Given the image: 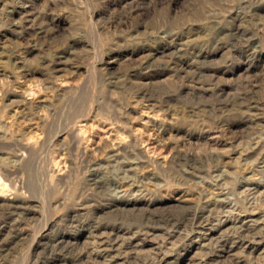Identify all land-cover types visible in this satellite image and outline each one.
Segmentation results:
<instances>
[{
	"label": "rangeland",
	"instance_id": "rangeland-1",
	"mask_svg": "<svg viewBox=\"0 0 264 264\" xmlns=\"http://www.w3.org/2000/svg\"><path fill=\"white\" fill-rule=\"evenodd\" d=\"M70 132L92 163L137 156L134 185L91 206ZM12 139L45 172L31 192L0 168V205L23 207L0 264H34L53 229L81 264H264V0H0V142ZM194 207V223L157 219ZM71 210L84 215L60 227Z\"/></svg>",
	"mask_w": 264,
	"mask_h": 264
},
{
	"label": "bare ground",
	"instance_id": "bare-ground-1",
	"mask_svg": "<svg viewBox=\"0 0 264 264\" xmlns=\"http://www.w3.org/2000/svg\"><path fill=\"white\" fill-rule=\"evenodd\" d=\"M109 112H110V110H109ZM114 112L115 111H113V113ZM60 115H61V113H60ZM63 116L65 117L66 115H63ZM63 116H62V118H63ZM60 118H61V116H60ZM52 121H51V123H52ZM63 121H64V119H63ZM53 123H54V121H53ZM51 125H53V124H51ZM45 126H46V124H45ZM56 126L58 127V125H56ZM68 127H71V126H68ZM51 134H53V133H51ZM68 137H69V139H68L66 146H65V148L67 149V152L70 153V155H71L73 151L74 152L76 151L77 152L76 158H78L77 163H79L80 166H83L86 171H89L88 181L85 180L86 184L83 186V192L81 194L85 193L83 196L85 198H87L86 200H92L93 201L91 203V206L96 207V206L103 204L102 202H100V200L93 198V196H96V194H98V193L99 194L100 193H107L110 195H114L116 192H118L120 190L119 189L120 187L126 185V189H125V192H126L128 189H130L131 186L134 185V182H130V180L132 178V180L136 181L135 177H133V175L128 174L129 173L128 171L131 170L132 167H130V166L127 167V166L129 165L128 163H131V160H133V159H137L138 162L140 160L137 156L131 157V155L133 154V150H129V148H126L123 150L125 155H127L129 158L130 157L132 158V159L130 158L129 161H128V159L127 160H121V159L119 160V157L117 155L113 154V155H109L108 158L105 159L106 160L105 163H103L101 161L98 163H95V162L92 163L91 160L89 159V157L87 156L86 152L81 151L79 149L78 144L76 143L77 138H76L75 134L73 132H70ZM258 143H259V141L256 142V144H258ZM128 146H130V145H128ZM1 149H3V150H1ZM20 150L24 151L26 156L21 154L19 152ZM0 152L7 153L9 155L8 156L9 161H7V162L10 164L11 167L8 166L9 164L7 165L6 163L1 162L0 168H1L2 175L4 176L5 179L9 180V183L12 185L13 188H17V185H18L21 187H26L31 192L36 191L40 188L43 181L40 183L41 180L39 181V179H40L39 174L41 173V175H43L45 171L42 172V170L40 169L41 167H38L39 165L37 166V163H35L36 159H37V155H36L37 151L35 149L31 148V146L28 147L25 144L24 145L21 144L20 141L18 142L16 139H12L9 142L8 141L7 142H3V141L0 142ZM257 154L260 155V151ZM253 156H254V154H253ZM183 158L186 159L188 162L192 161V158L189 155H185ZM170 164H171L170 167L173 170L174 169L178 170V168H176V164L175 165L172 163H170ZM166 166H168V165L166 164ZM130 173H131V171H130ZM174 174H175V172H174ZM227 178H228V175H225L223 173H217V174H215V179H214L215 184L221 185L223 182H221V183H218V182L222 179H227ZM46 180H47V178H46ZM229 181H230V179H229ZM225 182L226 181H224V184H225ZM227 184H228V182H227ZM88 188H90V189L92 188L90 194L87 193ZM42 189H44V188L42 187ZM45 189H47V188H45ZM33 195H35V193ZM22 208L23 207L18 203H14V204L9 203V204H3V205L1 204L0 205V227H1L0 232L2 233V231L4 230V231H7V234H8V232L10 233L9 237H7V238L0 237V255H1V253H3L4 251H6L7 249H9L11 247V244L16 241V239L19 235L18 225H19L20 219L17 218L16 216L19 214V210H21ZM83 215H84V213L75 212L73 210L67 212V214H65V217L63 216L64 218L62 219V222L60 221L61 222L60 227L73 226L76 222H78L80 220V217H82ZM202 217H203V213H201L200 211H197L196 207H194V208L184 209L183 211H180L178 213L163 212L157 216V219L162 221L163 223H166V224L177 225L179 223L182 224L185 222H191V223L193 222L194 223V220H199ZM66 235H67L66 232L59 230V229L58 230L53 229L51 231L48 230V232H46L44 235L42 234L41 238L38 240V245H37V247L39 248V253H37L38 261L37 262L35 261L34 264H39L38 262H40V261L43 264H48L49 260H51L55 257H61V256L65 257L66 261H68V262L70 260L71 263L69 262V264H81L79 262L82 258L81 254L73 253L72 251H70V247L66 241V237H67ZM218 241H220V240H217V242ZM220 245L223 247L224 243H221ZM67 258H69V259H67ZM207 258H205V259H207ZM148 264H151V263H148Z\"/></svg>",
	"mask_w": 264,
	"mask_h": 264
}]
</instances>
